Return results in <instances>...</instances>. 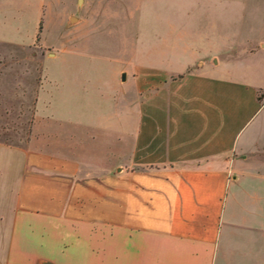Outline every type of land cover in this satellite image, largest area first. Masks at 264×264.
I'll return each instance as SVG.
<instances>
[{
    "label": "crops",
    "instance_id": "obj_1",
    "mask_svg": "<svg viewBox=\"0 0 264 264\" xmlns=\"http://www.w3.org/2000/svg\"><path fill=\"white\" fill-rule=\"evenodd\" d=\"M183 2L189 59L118 79L145 100L20 153L4 264H264V0Z\"/></svg>",
    "mask_w": 264,
    "mask_h": 264
},
{
    "label": "rangeland",
    "instance_id": "obj_2",
    "mask_svg": "<svg viewBox=\"0 0 264 264\" xmlns=\"http://www.w3.org/2000/svg\"><path fill=\"white\" fill-rule=\"evenodd\" d=\"M189 15L183 0H0V264L15 210L20 153L35 150L36 141L50 144L53 119H116L124 110L121 99L134 89L131 77L119 82L121 72L137 63L189 59L174 45L182 43L183 21L198 23V4ZM146 92L133 93V101L145 100ZM125 119L128 131L135 118ZM60 127L70 130L68 124ZM79 132L88 131H74L77 138Z\"/></svg>",
    "mask_w": 264,
    "mask_h": 264
},
{
    "label": "water",
    "instance_id": "obj_3",
    "mask_svg": "<svg viewBox=\"0 0 264 264\" xmlns=\"http://www.w3.org/2000/svg\"><path fill=\"white\" fill-rule=\"evenodd\" d=\"M73 19V17H71V20ZM121 79L122 80H125V73H122V75H121Z\"/></svg>",
    "mask_w": 264,
    "mask_h": 264
},
{
    "label": "trees",
    "instance_id": "obj_4",
    "mask_svg": "<svg viewBox=\"0 0 264 264\" xmlns=\"http://www.w3.org/2000/svg\"><path fill=\"white\" fill-rule=\"evenodd\" d=\"M183 76V74H179L177 77H182Z\"/></svg>",
    "mask_w": 264,
    "mask_h": 264
}]
</instances>
